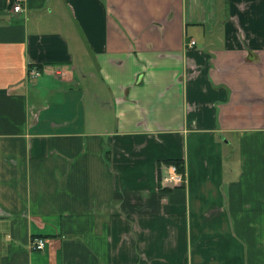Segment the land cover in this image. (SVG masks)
Returning a JSON list of instances; mask_svg holds the SVG:
<instances>
[{
    "label": "crops",
    "instance_id": "1",
    "mask_svg": "<svg viewBox=\"0 0 264 264\" xmlns=\"http://www.w3.org/2000/svg\"><path fill=\"white\" fill-rule=\"evenodd\" d=\"M0 264H264V0H0Z\"/></svg>",
    "mask_w": 264,
    "mask_h": 264
},
{
    "label": "built area",
    "instance_id": "2",
    "mask_svg": "<svg viewBox=\"0 0 264 264\" xmlns=\"http://www.w3.org/2000/svg\"><path fill=\"white\" fill-rule=\"evenodd\" d=\"M12 4V8L15 12L22 11L23 9V0H10ZM195 44V40H192L191 45ZM30 75L32 76H38L40 74V70L37 68H32L29 70ZM186 174L184 172L178 171L176 166L174 164H171L169 166V173L164 176L165 182H170L172 184L181 185L183 182H185ZM45 246V239L44 238H34L32 240V247L33 249L41 250Z\"/></svg>",
    "mask_w": 264,
    "mask_h": 264
},
{
    "label": "trees",
    "instance_id": "3",
    "mask_svg": "<svg viewBox=\"0 0 264 264\" xmlns=\"http://www.w3.org/2000/svg\"><path fill=\"white\" fill-rule=\"evenodd\" d=\"M38 68V69H42V65L41 64H38V65H31L29 70H31L32 68ZM166 162L171 165V164H174L176 166V168L178 169V171L180 172H184V164L182 162V160L180 159H168L166 160Z\"/></svg>",
    "mask_w": 264,
    "mask_h": 264
}]
</instances>
